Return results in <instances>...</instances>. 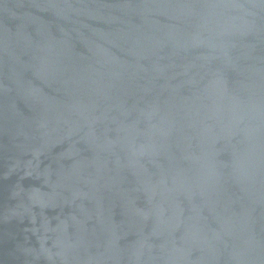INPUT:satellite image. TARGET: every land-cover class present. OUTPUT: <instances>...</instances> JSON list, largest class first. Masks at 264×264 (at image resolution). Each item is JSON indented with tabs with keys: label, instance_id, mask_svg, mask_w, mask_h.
Listing matches in <instances>:
<instances>
[{
	"label": "water",
	"instance_id": "water-1",
	"mask_svg": "<svg viewBox=\"0 0 264 264\" xmlns=\"http://www.w3.org/2000/svg\"><path fill=\"white\" fill-rule=\"evenodd\" d=\"M0 264H264V0H0Z\"/></svg>",
	"mask_w": 264,
	"mask_h": 264
}]
</instances>
